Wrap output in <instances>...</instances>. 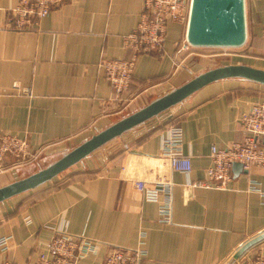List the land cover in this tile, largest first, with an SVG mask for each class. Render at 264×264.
Returning a JSON list of instances; mask_svg holds the SVG:
<instances>
[{"label": "crops", "instance_id": "crops-1", "mask_svg": "<svg viewBox=\"0 0 264 264\" xmlns=\"http://www.w3.org/2000/svg\"><path fill=\"white\" fill-rule=\"evenodd\" d=\"M19 2L0 0V135L27 139L38 158L21 167L8 158L0 188L218 67L201 48L184 49L188 24L170 23L163 50L138 58L130 90L117 98L102 60L131 56L125 40L141 20L144 0H64L32 28L15 30ZM245 2L249 49L227 65L264 70V0ZM208 60L211 67L199 68ZM257 103H264V84L213 82L53 180L1 203L0 238L13 240L9 251H0V264H35L59 231L98 243L77 264H103L118 248L141 249L143 264H225L264 232V168L235 163L224 190L188 183L207 180L212 147L244 141L241 116ZM174 126L181 128L182 153L192 161L188 176L162 154V140ZM137 181H164L170 192L160 202L147 201ZM164 201L171 204L169 221L161 212ZM257 255L264 256V241L234 264Z\"/></svg>", "mask_w": 264, "mask_h": 264}, {"label": "built area", "instance_id": "built-area-1", "mask_svg": "<svg viewBox=\"0 0 264 264\" xmlns=\"http://www.w3.org/2000/svg\"><path fill=\"white\" fill-rule=\"evenodd\" d=\"M64 0H20L14 8L12 28L26 30L32 28L39 20L50 16L53 8ZM192 0H144V11L137 27L126 37V47L131 56L127 59H103L102 68L106 81L114 90L117 98L128 92L134 81L136 62L141 55L160 52L166 41L170 23L188 24ZM264 38V33H263ZM192 47L186 41L184 49ZM15 88H18L15 86ZM245 132L242 143H233L227 148L212 147V165L207 169V180L190 181L189 187L224 190L232 178L235 163L249 169L253 166L264 168V103L254 104L249 112L240 119ZM182 131L180 127L169 128L162 140V154L170 159L174 170L189 175L193 165L190 157L182 153ZM15 159L14 166L21 167L38 156L31 149L25 138L16 135H0V174L7 171L6 161ZM137 189L147 201L160 202L163 193L170 192V184L159 181L149 186L144 181H137ZM256 189V183H252ZM166 202V201H164ZM162 204L163 218H171V204ZM11 236L0 238V251L10 250ZM98 243L92 239L59 231L48 246V253L41 254L35 264H77L90 253L97 250ZM145 253L141 249H113L105 257L103 264H143ZM3 264H15L5 261ZM248 264H264V256L257 255Z\"/></svg>", "mask_w": 264, "mask_h": 264}, {"label": "water", "instance_id": "water-1", "mask_svg": "<svg viewBox=\"0 0 264 264\" xmlns=\"http://www.w3.org/2000/svg\"><path fill=\"white\" fill-rule=\"evenodd\" d=\"M247 38L245 0H192L186 31V41L190 46L240 48L246 44ZM232 78L264 84V70L248 65H226L197 75L184 85L92 136L46 168L0 188V204L53 180L110 141L185 101L205 86ZM263 241L264 232L242 245L225 264H234L248 250Z\"/></svg>", "mask_w": 264, "mask_h": 264}, {"label": "rangeland", "instance_id": "rangeland-1", "mask_svg": "<svg viewBox=\"0 0 264 264\" xmlns=\"http://www.w3.org/2000/svg\"><path fill=\"white\" fill-rule=\"evenodd\" d=\"M248 41V40H247ZM201 53L204 55H207L208 57L212 56V59L215 60V62L212 63L213 66H224L227 64H234L238 62V59L242 57L244 54L248 52L249 49V43L246 42V44L240 48H201ZM203 65L199 66L203 68H209L211 67V62H202ZM206 64V65H205ZM197 73H200L199 71ZM60 156L48 159L45 161V163L42 164L41 167L43 168L44 166L47 167L50 163L58 160Z\"/></svg>", "mask_w": 264, "mask_h": 264}]
</instances>
